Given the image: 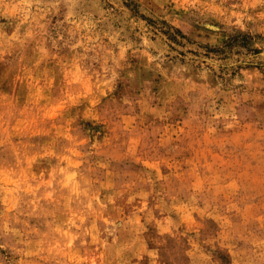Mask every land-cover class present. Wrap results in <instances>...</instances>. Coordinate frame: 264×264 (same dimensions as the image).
Segmentation results:
<instances>
[{"label": "rangeland", "instance_id": "rangeland-1", "mask_svg": "<svg viewBox=\"0 0 264 264\" xmlns=\"http://www.w3.org/2000/svg\"><path fill=\"white\" fill-rule=\"evenodd\" d=\"M0 264H264V0H0Z\"/></svg>", "mask_w": 264, "mask_h": 264}]
</instances>
